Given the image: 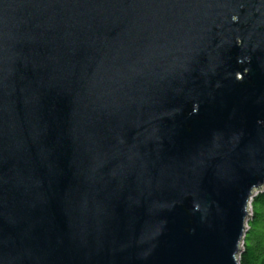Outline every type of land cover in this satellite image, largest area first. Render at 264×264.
I'll use <instances>...</instances> for the list:
<instances>
[{"label": "water", "instance_id": "1", "mask_svg": "<svg viewBox=\"0 0 264 264\" xmlns=\"http://www.w3.org/2000/svg\"><path fill=\"white\" fill-rule=\"evenodd\" d=\"M264 187V0H0V264H239Z\"/></svg>", "mask_w": 264, "mask_h": 264}, {"label": "trees", "instance_id": "2", "mask_svg": "<svg viewBox=\"0 0 264 264\" xmlns=\"http://www.w3.org/2000/svg\"><path fill=\"white\" fill-rule=\"evenodd\" d=\"M251 216L247 222L239 264H264V187L251 200Z\"/></svg>", "mask_w": 264, "mask_h": 264}, {"label": "built area", "instance_id": "3", "mask_svg": "<svg viewBox=\"0 0 264 264\" xmlns=\"http://www.w3.org/2000/svg\"><path fill=\"white\" fill-rule=\"evenodd\" d=\"M251 203V202H250ZM249 214H250V216H251V206H250V204H249ZM242 248V247H241Z\"/></svg>", "mask_w": 264, "mask_h": 264}]
</instances>
